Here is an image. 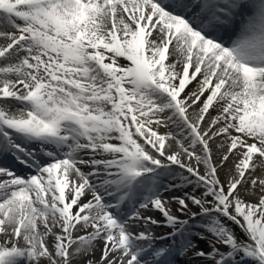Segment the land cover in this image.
<instances>
[{"label": "snow or ice", "instance_id": "snow-or-ice-1", "mask_svg": "<svg viewBox=\"0 0 264 264\" xmlns=\"http://www.w3.org/2000/svg\"><path fill=\"white\" fill-rule=\"evenodd\" d=\"M0 264H264V0H0Z\"/></svg>", "mask_w": 264, "mask_h": 264}]
</instances>
